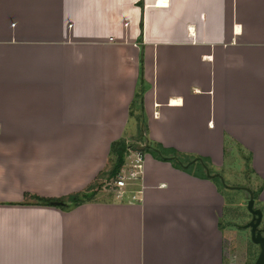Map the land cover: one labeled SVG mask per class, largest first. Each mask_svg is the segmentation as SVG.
I'll use <instances>...</instances> for the list:
<instances>
[{
	"label": "crops",
	"instance_id": "1",
	"mask_svg": "<svg viewBox=\"0 0 264 264\" xmlns=\"http://www.w3.org/2000/svg\"><path fill=\"white\" fill-rule=\"evenodd\" d=\"M139 68L148 139L212 177L143 154L122 200L38 204L136 136ZM244 188L264 237V0H0V264H254Z\"/></svg>",
	"mask_w": 264,
	"mask_h": 264
},
{
	"label": "trees",
	"instance_id": "2",
	"mask_svg": "<svg viewBox=\"0 0 264 264\" xmlns=\"http://www.w3.org/2000/svg\"><path fill=\"white\" fill-rule=\"evenodd\" d=\"M147 88L148 86L144 84L142 80V70L139 68V78L137 88L131 102V108L138 110V116H136V136L134 141L140 145V148L136 147V149L131 152H137L141 155L149 154L153 158L162 162H168L175 168L184 172H187L189 167L185 169L180 166L179 163L185 165L193 159L205 161L202 158H190L183 156L173 149H165L160 144L152 142L148 139L146 118L142 107L143 94ZM129 150L130 145L127 144L124 139L112 142L109 147L108 160L105 168L97 174L93 182L90 183L83 191L68 195L59 200L37 199V203L68 209L93 200L94 196H96L95 194L97 190L101 188L103 181L115 180L120 169L124 165V160L127 157Z\"/></svg>",
	"mask_w": 264,
	"mask_h": 264
},
{
	"label": "water",
	"instance_id": "3",
	"mask_svg": "<svg viewBox=\"0 0 264 264\" xmlns=\"http://www.w3.org/2000/svg\"><path fill=\"white\" fill-rule=\"evenodd\" d=\"M196 162H198L203 167L207 177H212L210 176L205 165H203L200 160L193 159L189 164L182 165L181 163H179V165L182 166L183 168H186L190 164H193ZM217 177L220 179V182L224 184L222 178L219 176ZM244 191H246L248 194V199L246 202V209L251 216L250 221L245 225V228L249 229L250 241L254 245L258 246L259 248V254L254 264H264V237L262 236L261 231L258 228L260 221H261V211L254 208V199H253V194L251 190L248 188H244Z\"/></svg>",
	"mask_w": 264,
	"mask_h": 264
},
{
	"label": "built area",
	"instance_id": "4",
	"mask_svg": "<svg viewBox=\"0 0 264 264\" xmlns=\"http://www.w3.org/2000/svg\"><path fill=\"white\" fill-rule=\"evenodd\" d=\"M134 160L127 166L124 164L113 181L114 197L122 200L125 198L126 189L139 178L142 164V155L133 152ZM139 194V191L137 192ZM134 199V197H132Z\"/></svg>",
	"mask_w": 264,
	"mask_h": 264
},
{
	"label": "rangeland",
	"instance_id": "5",
	"mask_svg": "<svg viewBox=\"0 0 264 264\" xmlns=\"http://www.w3.org/2000/svg\"><path fill=\"white\" fill-rule=\"evenodd\" d=\"M144 115H145V113H144ZM135 116H138V114L137 115H135ZM146 118V117H145ZM135 137H133V138H127V139H125L124 141L127 143V144H129L130 145V150H129V152H128V155L130 154V153H132L131 151H134L135 149H136V147L137 148H140L139 146V144H137L135 141ZM127 155V156H128ZM110 159V158H109ZM195 168L197 169V171H199V172H201V170H200V168L197 166V165H195ZM113 181L114 180H109V181H103V183H102V186H101V188L99 189V190H97V192H96V196H94V198L93 199H96V197L99 195V197L100 196H102L101 198H104V199H108V200H113L115 197H114V194H115V192H114V189H113ZM133 184V183H132ZM225 184L227 185V186H231V185H234L235 186V182H232V181H230V180H225ZM130 188V187H129ZM129 188H127L126 189V191L128 192L129 191ZM132 189H133V187H132ZM134 190H132V192H133ZM235 195H237L238 197H239V195H243V193L242 192H240V191H235V193H234ZM246 207L244 206L243 207V211H244V213L246 214L247 212H246ZM239 234V233H238ZM250 239V238H249ZM250 243V242H249Z\"/></svg>",
	"mask_w": 264,
	"mask_h": 264
},
{
	"label": "bare ground",
	"instance_id": "6",
	"mask_svg": "<svg viewBox=\"0 0 264 264\" xmlns=\"http://www.w3.org/2000/svg\"><path fill=\"white\" fill-rule=\"evenodd\" d=\"M163 2H158V4H162Z\"/></svg>",
	"mask_w": 264,
	"mask_h": 264
}]
</instances>
